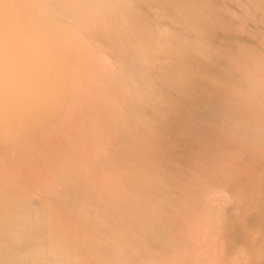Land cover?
Wrapping results in <instances>:
<instances>
[{
    "label": "rangeland",
    "instance_id": "obj_1",
    "mask_svg": "<svg viewBox=\"0 0 264 264\" xmlns=\"http://www.w3.org/2000/svg\"><path fill=\"white\" fill-rule=\"evenodd\" d=\"M148 1H124L148 32L117 14L136 34L124 56L89 49L86 131L18 183L14 213L29 212L5 217L22 229L0 233L1 264H264V0ZM27 3L0 0L2 19H32Z\"/></svg>",
    "mask_w": 264,
    "mask_h": 264
},
{
    "label": "bare ground",
    "instance_id": "obj_2",
    "mask_svg": "<svg viewBox=\"0 0 264 264\" xmlns=\"http://www.w3.org/2000/svg\"><path fill=\"white\" fill-rule=\"evenodd\" d=\"M22 1L23 2L26 1V3L29 2L27 3L28 6L26 5L27 8L26 9L24 8V9L26 10V12L30 13L29 15L32 16V19L27 18L28 20H26V17H25V22H22V20H20V22L18 23L14 22L15 23L14 25H8L9 21L8 22L4 21L2 19V15L0 14V114L4 113L3 118L0 119V233L2 234L8 228H10V230L14 229L15 231L22 229L20 228V225L18 223H15L9 219H8V222H6L7 220L5 219V217L9 218V216L13 215L12 217L14 218V216L17 215L18 213L21 214V212H19L21 211L20 210L21 208L27 209V206H24V208L20 206V209L16 211L17 214L14 213L15 210L18 208V206L21 205L20 202L18 205V201H14L17 195V192H21L22 190L24 192L27 191L24 189V187L23 188H21V186L17 187V185L20 181L22 182L26 177H28L29 175L28 169L29 168L32 169L31 168L32 166L34 168L35 164H38V165L45 164V160L47 157H52V156L55 157V154L59 150V147L66 148L70 145L75 146V143L79 142L78 139L80 138V136L83 137L84 130L86 131L85 128H81L76 123L78 122L79 119H81L80 114H82L86 109V107L81 105L79 98L81 95H83L82 93L85 92L84 88L88 86V81L86 79L85 74L87 70H90V71L92 70V68L89 69L90 66L87 67V64L91 62L90 61L87 63V59H88L87 56H88L89 49L93 48L95 43H101L104 46H107L106 48L108 50L110 49L109 51L112 50L111 54L114 52L117 55V53L119 52L118 54L123 55V52H125L123 49L124 40L125 41L127 40L126 37L130 38L133 35L132 32H137L135 30L137 29V25L139 24V21H140V24L138 26L140 27V25L142 24L141 28L143 27L142 29L145 32L147 31L146 28L144 29L145 22L147 25H150V26L153 25V24L152 25L148 24L150 23L148 22V20L145 21L146 18L144 19V17L146 13L144 15L145 11H143V9H142V13H140L141 11H137L136 7H134L135 5L134 6L126 5V3L128 2L126 1L125 3L124 2L125 0H123L124 3L122 2V0H108V1L107 0H38L37 3L35 1L34 4H32L31 2L33 1H30V0H22ZM142 1L143 0H141V2ZM144 1L147 2L148 0H144ZM175 1L177 2V0ZM149 2L151 1H148V3ZM47 7L55 9L60 14L61 16L60 18L64 19L65 23H62L64 25L59 24L60 21L59 23H57L58 21L54 22L51 20L50 17H53V19L57 20L58 16L57 18L55 16H52L51 12H49L51 16H48V14H46L48 10ZM55 10L53 12H55ZM119 10H123V13L126 19L124 18V16L123 18L127 20V23H129L130 26L132 25L133 27V28L131 27L133 30L132 32L130 31V28L129 30H127L125 27L127 32L128 31L131 32L130 34L132 35L129 34L128 36L127 32H125L124 30L122 31H124L127 34V36H125L126 34L123 35V33H120V28L122 29V27H124L125 24H123L120 27L123 21V20L121 21L122 19L121 15H120L121 18L119 20L121 21V23L119 22L120 25L117 24L118 21L117 23L115 21L117 14H119L118 13ZM0 12L3 15L5 14L3 13V11H0ZM184 16L188 17L186 15ZM140 17L143 19V21ZM66 20L70 21L69 25H66L67 24ZM117 26L119 27V31L117 29ZM149 30L151 31V32L149 31L151 35H152V31H154L155 35L157 34L153 28H149ZM158 34L162 35V33H158ZM30 35H32L34 37L32 39H35V40L31 41ZM49 35L51 36V39L45 40V39H48L47 37H50ZM135 35L136 34L132 36L131 40H133ZM171 35H173V33H171ZM10 37H15V40L11 41ZM6 40L9 43L10 41L11 42L14 41V42L10 43V45H8L9 44L8 43L7 45L5 44L6 46H2V44L6 43L4 42ZM127 41H126V44L128 43ZM120 55H117V56H120ZM123 61L122 62L120 61V64H118V66H121V67L124 66L125 64L123 65ZM119 70H118V73L123 72L122 71L123 69L121 71ZM94 73L95 72L92 73V76H94ZM117 75L119 76V74ZM117 75H116V78L118 77ZM122 77L120 76L119 78L120 81ZM124 77L126 78L125 75ZM88 79H90V77ZM126 79L124 81H126ZM120 81L118 80L117 83ZM109 83L110 82L106 83L107 84L106 86L108 85L110 86L109 88L114 86V84L110 85ZM62 100H65V102L69 101L68 107H66L67 110L66 109L65 110L56 109L58 102ZM113 109L115 108L113 107ZM24 114L28 115V118H27L28 120H24L23 118ZM57 116L62 117V118L59 119ZM129 119H128V122H126L128 124L130 122ZM123 122H125V120H123ZM130 127L131 126H129V128ZM131 128L133 129L134 127H131ZM112 134L114 133L112 132ZM94 137H92L91 143ZM81 145H84V144H81ZM85 150L83 148L84 152ZM83 151L81 150L82 153ZM89 154L90 153H88V155ZM47 166H51V165H47ZM106 170H107V167H106ZM61 172H64V171H61ZM46 174L47 173H45L44 175L43 173V176H41V179H43V181L46 179L44 177L46 176ZM78 174H80V172H78ZM71 176L72 175H70V177ZM73 176H76V174H74ZM9 177L13 178L14 182L10 180L8 181ZM42 177H44L45 179ZM147 177L148 176H146V178ZM88 179L86 178V180ZM144 181H145V178H144ZM35 182L36 181H34L33 184H35ZM88 182L90 181L88 180ZM151 184L153 185V182ZM24 186L27 187L28 185H24ZM35 187H38V186H35ZM41 187L43 186L41 185ZM29 188H28L29 191L31 190L30 192L31 195L32 193L37 192V191L32 192V188L31 187ZM20 189L21 191H19ZM68 191H71V190H68ZM43 194L45 195V193ZM63 194L64 193H62V196H64ZM52 195L53 194L51 193L50 196ZM72 195L73 193H71L70 196ZM23 203L24 202H22V204ZM28 210H29V206H28L27 212H29ZM31 211L28 214H31ZM36 211L37 210L35 209L34 213ZM18 215L16 217H18ZM142 216H144V214ZM22 217L23 218H21L22 219L21 223L27 220V224H29L30 221H32V219L34 218H35V221L37 222L36 217L34 218L32 217L31 220L29 218L27 219L28 216L26 217V215L25 216L23 215ZM24 217L26 219H24ZM145 219L147 220V217H145ZM156 225L157 224H155V226ZM3 239L5 240L6 236L3 237ZM1 246H4V245H1V242H0V251L2 250Z\"/></svg>",
    "mask_w": 264,
    "mask_h": 264
}]
</instances>
